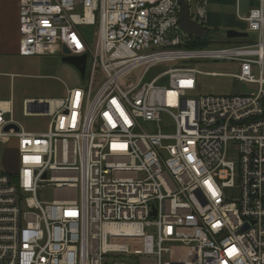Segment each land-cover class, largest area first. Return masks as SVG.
Listing matches in <instances>:
<instances>
[{"label": "built area", "instance_id": "1", "mask_svg": "<svg viewBox=\"0 0 264 264\" xmlns=\"http://www.w3.org/2000/svg\"><path fill=\"white\" fill-rule=\"evenodd\" d=\"M183 1L206 27L208 0ZM183 9L19 0V54H86L87 84L25 100L24 115L50 118L45 131L8 119L0 101V143L19 153V169L0 172V264H264V0L241 17L257 41L218 48L188 46L196 37L181 28ZM85 27L96 29L93 44ZM201 60L242 63L232 76L257 93L189 97ZM46 186L51 202L38 197Z\"/></svg>", "mask_w": 264, "mask_h": 264}, {"label": "rangeland", "instance_id": "2", "mask_svg": "<svg viewBox=\"0 0 264 264\" xmlns=\"http://www.w3.org/2000/svg\"><path fill=\"white\" fill-rule=\"evenodd\" d=\"M239 1L242 10L247 5L257 3V0ZM222 5L221 10H214L213 12L207 5L206 16L208 19L205 39L208 45L206 48L225 47L237 43L235 39H229L226 34L230 28L240 26L241 20L237 15V0H222ZM211 15L217 18V24L209 21ZM84 32L87 34L90 44H93L97 34L96 29L85 27ZM248 33L251 40L257 37L256 33ZM193 65L202 73L197 75V90L188 94L189 97L235 95L238 93L256 94L259 89L257 83L239 81L232 76L240 68H246L242 63L229 60H201L194 61ZM251 70L254 77L260 76L258 66H252ZM161 83L166 84L167 79H163ZM86 84V79H83L77 67L64 62L63 57L59 54L22 56L17 52V49L0 53V99L13 100V114H8L7 118H13L28 131L47 130L50 118L24 115L23 106L26 99L62 98L67 95L68 89L83 88ZM141 123L145 130L158 131V127L153 123ZM161 128L164 132H172V121L164 117ZM227 158L237 165L239 164V144L234 140L228 144ZM18 169L19 153L15 143L7 146L0 143V172H16ZM225 192L232 199L239 196L237 188H227ZM55 194L56 191L53 186H46L39 190L38 197L41 201L51 202L54 200Z\"/></svg>", "mask_w": 264, "mask_h": 264}, {"label": "crops", "instance_id": "3", "mask_svg": "<svg viewBox=\"0 0 264 264\" xmlns=\"http://www.w3.org/2000/svg\"><path fill=\"white\" fill-rule=\"evenodd\" d=\"M259 6V0L254 5H247L244 10H242V6L240 1L237 0V15L241 20L240 26H235L234 29L241 32H250L248 29V24L241 17H246L249 15L250 11L253 8ZM210 7L211 11L221 10L222 0H208V8ZM243 11V12H242ZM208 19V18H207ZM213 24H217V18L211 15V19L209 20ZM229 29V30H230ZM206 31H207V22H206ZM257 34V37L254 39H250L249 35L246 38H236L235 44L241 43H253L257 41L259 37V33L253 32ZM249 34V33H248ZM264 34V29H263ZM242 40L244 42H242ZM19 41H20V30H19V0H0V53L10 52L14 49H17L19 53ZM0 101H9L10 105L13 106L12 99H0ZM13 108V107H12Z\"/></svg>", "mask_w": 264, "mask_h": 264}, {"label": "water", "instance_id": "4", "mask_svg": "<svg viewBox=\"0 0 264 264\" xmlns=\"http://www.w3.org/2000/svg\"><path fill=\"white\" fill-rule=\"evenodd\" d=\"M181 3L183 5V13L180 18V25L181 28L187 32L191 36H195L196 38H204L206 36V27L202 25H198L194 21H192L189 18V6L186 2L181 0ZM227 37L229 39H236V38H246L248 37L247 32H241L237 31L234 29H230L227 31ZM66 52L68 51L65 49ZM86 60H87V55L84 54L82 56H65L63 57L64 62H68L70 64H73L74 66L77 67V69L80 71L82 77L84 78L85 76V69H86ZM11 127L17 128L14 124H9L6 127V130H9ZM155 214V212H154Z\"/></svg>", "mask_w": 264, "mask_h": 264}, {"label": "trees", "instance_id": "5", "mask_svg": "<svg viewBox=\"0 0 264 264\" xmlns=\"http://www.w3.org/2000/svg\"><path fill=\"white\" fill-rule=\"evenodd\" d=\"M242 42H244V41L242 40ZM207 45H208V43H207L205 37L202 38V39H200V38H193V39L189 42V44H188V46H189V47H192V48H204V47H206Z\"/></svg>", "mask_w": 264, "mask_h": 264}, {"label": "bare ground", "instance_id": "6", "mask_svg": "<svg viewBox=\"0 0 264 264\" xmlns=\"http://www.w3.org/2000/svg\"><path fill=\"white\" fill-rule=\"evenodd\" d=\"M4 106L8 107V103H3Z\"/></svg>", "mask_w": 264, "mask_h": 264}]
</instances>
